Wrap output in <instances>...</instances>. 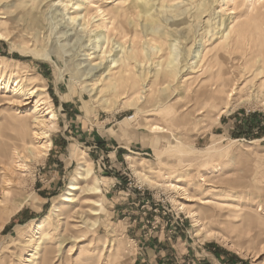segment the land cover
<instances>
[{"label":"rangeland","instance_id":"1","mask_svg":"<svg viewBox=\"0 0 264 264\" xmlns=\"http://www.w3.org/2000/svg\"><path fill=\"white\" fill-rule=\"evenodd\" d=\"M0 33V264H264V0H0Z\"/></svg>","mask_w":264,"mask_h":264},{"label":"bare ground","instance_id":"2","mask_svg":"<svg viewBox=\"0 0 264 264\" xmlns=\"http://www.w3.org/2000/svg\"><path fill=\"white\" fill-rule=\"evenodd\" d=\"M259 1V0H258ZM262 1V0H261ZM174 3V2H173ZM175 4V3H174ZM141 5V4H140ZM139 5V2L138 1H136V2H134V4L131 6V9H130V12L131 13H135L134 11H136L137 13L139 12V10L141 9V6ZM147 5V4H146ZM203 5V4H202ZM206 7V6H205ZM208 7V6H207ZM203 9H205V8H203ZM99 10V9H98ZM200 10V9H199ZM198 10V11H199ZM206 10V9H205ZM100 11V10H99ZM204 12V11H203ZM196 13V12H195ZM194 13V14H195ZM188 15V14H187ZM196 15V14H195ZM203 15V14H202ZM201 16V15H200ZM34 21H37V19H34ZM161 22V21H160ZM151 24H156V22L154 21V22H152ZM85 26V25H84ZM108 27V26H107ZM106 39V38H105ZM0 40L1 41H5L6 39L4 38V36H3V34H1L0 33ZM202 55V54H201ZM200 58L202 59L203 58V56H200ZM215 59H218V57H215ZM119 62V60H117V61H111V63H113V64H117ZM173 67H174V65H172V63L170 62L169 64H167L166 65V68H164V75L165 76H169V75H172V74H174V71H172V69H173ZM168 68L169 69H171L170 71H167L168 70ZM166 78H168V77H166ZM160 82V81H159ZM15 86H17L18 87V85L16 84ZM39 88V87H38ZM200 88H202V87H200ZM42 91H44L43 89L42 90H39L38 92L40 93V92H42ZM18 92V91H17ZM34 93H37V90L35 89L34 91L33 90H31V92H30V94H29V96L28 97H26L24 100H29V99H31L32 97H33V94ZM228 93V92H227ZM23 97V96H22ZM28 103L29 102H26V103H23L22 105L23 106H25V105H28ZM45 108V103L43 102V101H40V102H38L37 103V105L35 106V109L33 110V111H29V118L30 119H32L33 120V122L34 123H38V124H40V125H45V122H46V120H38V117H37V115H38V111H40L41 109H44ZM52 108H50V106L48 107V108H45L44 110H45V116H47V117H49V122H50V124H53L54 122H55V114L53 113V111L51 110ZM42 111V110H41ZM40 115V114H39ZM153 131H156V132H164L160 127H154L153 129H152ZM41 135H43L40 139L41 140H45V142H44V144H45V146L41 149L42 151H40V158L41 159H43L44 158V156H46V154H47V151H48V148L50 147V141H49V139H48V135H47V133L46 132H44V133H41ZM39 140V139H38ZM14 147V146H13ZM13 149V148H12ZM15 150V149H14ZM39 151V150H38ZM168 150H166V152H167ZM12 153H14V152H12ZM15 156H16V161L14 162V164H12L10 167H8V168H3L2 170H3V172L2 173H4V175H2V177H1V180H0V190H2L3 192H1L2 193V196L4 195H6L7 193H10L9 191H7V188L9 189V188H12L14 185H13V183L11 182V180H9V179H7L6 177H7V175H6V173H8V175L10 176V175H12V174H14L13 173V170L16 168V169H18V170H22V171H25V169H26V165H25V163H24V158H22L20 155H19V152H18V150H17V152L15 151ZM22 154V153H21ZM33 155H34V153H32ZM166 154H169V152H167ZM31 155V154H30ZM38 155V154H37ZM14 156V155H13ZM25 156V155H24ZM23 156V157H24ZM35 156H36V154H35ZM12 158V157H11ZM10 158V159H11ZM27 158V157H26ZM26 160V159H25ZM13 163V162H12ZM85 164V163H84ZM83 164V165H84ZM2 167V166H1ZM83 167V166H82ZM81 167V168H82ZM81 168H80V171H81ZM1 170V171H2ZM76 171V170H75ZM85 172V171H84ZM89 174V173H88ZM79 176V175H78ZM84 177V176H83ZM82 177V178H83ZM11 178V177H10ZM14 180L16 181V179L14 178ZM85 181V180H84ZM17 182H18V180H17ZM16 183V182H15ZM17 185H18V183H17ZM16 185V186H17ZM19 185H21V184H19ZM79 186V185H78ZM78 186L76 185V184H71L70 186H69V192L71 193L72 191H76L77 189H79L78 188ZM7 187V188H6ZM6 189V190H5ZM94 191H96L97 193H99V190L97 189V188H94L93 189ZM69 194V193H68ZM27 200V199H26ZM3 201V200H2ZM1 200H0V211H6V202H2ZM24 200H22V201H20L19 202V204H18V206H17V209H19L20 207H21V205H22V202H23ZM66 202H68V201H70L69 199H66L65 200ZM5 213H7V212H5ZM8 213H9V211H8ZM192 217V216H191ZM48 219H49V217L45 220V221H48ZM66 227V226H65ZM68 228V227H67ZM49 233V232H48Z\"/></svg>","mask_w":264,"mask_h":264},{"label":"crops","instance_id":"3","mask_svg":"<svg viewBox=\"0 0 264 264\" xmlns=\"http://www.w3.org/2000/svg\"><path fill=\"white\" fill-rule=\"evenodd\" d=\"M197 261H198V260H197ZM198 264H201V263H200V261H198ZM208 264H213V263L209 261V263H208Z\"/></svg>","mask_w":264,"mask_h":264},{"label":"trees","instance_id":"4","mask_svg":"<svg viewBox=\"0 0 264 264\" xmlns=\"http://www.w3.org/2000/svg\"><path fill=\"white\" fill-rule=\"evenodd\" d=\"M15 58H17V59H18L19 57H15Z\"/></svg>","mask_w":264,"mask_h":264}]
</instances>
